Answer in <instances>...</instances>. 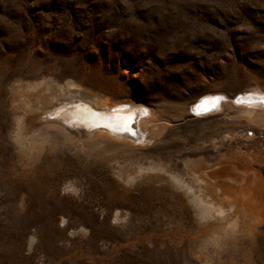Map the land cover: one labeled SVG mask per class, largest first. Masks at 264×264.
Wrapping results in <instances>:
<instances>
[{
  "label": "rangeland",
  "instance_id": "obj_1",
  "mask_svg": "<svg viewBox=\"0 0 264 264\" xmlns=\"http://www.w3.org/2000/svg\"><path fill=\"white\" fill-rule=\"evenodd\" d=\"M67 81L150 108L161 134L137 147L97 138L86 151L47 125L27 160L12 140L29 136L16 125L19 88ZM254 88L264 94V0H0V264H264V220L253 238L232 234L235 206L202 214L137 172L158 159L212 209L237 203L222 163L264 151V130L233 106ZM210 92L228 105L200 118L193 104ZM199 166L223 188L198 183ZM207 224L215 245L200 236Z\"/></svg>",
  "mask_w": 264,
  "mask_h": 264
},
{
  "label": "bare ground",
  "instance_id": "obj_2",
  "mask_svg": "<svg viewBox=\"0 0 264 264\" xmlns=\"http://www.w3.org/2000/svg\"><path fill=\"white\" fill-rule=\"evenodd\" d=\"M256 90L257 88H254L249 90V93L240 95L234 102V105L233 103L232 105L237 107L235 112L238 118L245 120L249 125H256L264 130V94L257 93ZM74 94H77L80 100L73 97ZM210 97H216V94L214 95L213 92H210L196 100L195 104H193L194 112L200 118L215 114L216 111H220L224 107V104H227V101L220 102L219 99L216 107L213 109H211L213 107L211 105L207 107L202 106L200 109L195 108L197 104H200L202 99ZM224 97L226 98V96ZM16 101L19 108L23 109L21 116L16 120V125H25L29 136H26L25 141L21 142L17 140L14 133L12 140L14 146L22 154V157L27 160L34 159L37 154L38 135H34L35 132L39 133L47 125L57 126L53 129L63 132L72 143L86 151H89L90 148L88 144L97 138L116 141L122 146L137 147L144 145L152 138L158 137L161 134V126L156 124V115L146 106L140 108L141 114L138 116L135 124L136 134L134 137L117 135L104 129L92 127V117L90 115L92 112L79 102H83L87 106H93L98 111L104 109L107 112H112L113 109H120L122 103H130V100L111 101L100 94L84 92L79 85L72 81H67L63 89H59L50 82L37 83L33 88L29 86L25 88L21 87L18 90ZM28 122H36L38 126H28ZM89 135L92 137H90L91 139H87ZM246 139L253 140L249 136H246ZM252 149L248 152L235 151L232 157L235 158L234 160L237 163H222L225 166H229L226 172L232 173L226 180L233 181L240 186H237L239 189L233 194H229L230 191L228 192L227 186L224 187L226 198H233V202L238 198V202L230 206L218 205L215 209H212L203 198H200L194 188L186 182L184 174L176 169H172L169 164L161 162L158 159L151 160L148 168H143V165L138 163L137 172L138 174L152 175L157 181L169 183L173 188L184 191L191 196L192 201L200 208L202 214L203 212L206 214L212 212L215 215H222L225 208L230 210L231 207L235 206L236 216L227 222L225 229H229L232 234L239 232L242 236L253 238L260 233L261 223L264 220V176H262L261 168L264 166V151L261 150V146L254 150ZM197 170V173H193L192 175L207 191L213 193L219 188H223L221 182L212 184L206 178L205 167L199 166ZM237 215H243L244 217H237ZM238 221H243L245 224L241 229L237 230L236 222ZM211 227H213L212 224L203 226L200 236L205 238L208 243L215 245L220 240L221 235L218 231L211 230ZM188 254L199 260L193 250H189ZM202 262L205 264L207 260H202Z\"/></svg>",
  "mask_w": 264,
  "mask_h": 264
},
{
  "label": "snow or ice",
  "instance_id": "obj_3",
  "mask_svg": "<svg viewBox=\"0 0 264 264\" xmlns=\"http://www.w3.org/2000/svg\"><path fill=\"white\" fill-rule=\"evenodd\" d=\"M219 99L221 98H204L201 100L200 104H197L195 106V108L200 109L202 106H214ZM132 112L133 109L127 108L123 113H119L115 109L112 110V114L90 113L92 117L91 125L92 127H104L110 131L128 132L129 134H131L129 130V121L131 120Z\"/></svg>",
  "mask_w": 264,
  "mask_h": 264
},
{
  "label": "water",
  "instance_id": "obj_4",
  "mask_svg": "<svg viewBox=\"0 0 264 264\" xmlns=\"http://www.w3.org/2000/svg\"><path fill=\"white\" fill-rule=\"evenodd\" d=\"M239 97V95L238 96H236L234 99H233V101H236L237 100V98ZM79 103H81L82 105H84L85 107H87V108H89V110L92 112V113H100V114H112V112H107L106 110H104V109H102V110H96V109H94V107L93 106H87L85 103H83V102H79ZM122 106L120 107V109L119 108H117V112H119V113H123L127 108H131V109H133V112L131 113V120L129 121V130H130V133L131 134H129L128 132H120V131H110V130H108L107 128H104V127H96V128H99V129H104V130H107V131H110V132H113V133H115V134H117V135H128L129 137H134L135 136V134H136V129H135V124H136V121H137V118H138V116L141 114V111H140V107L138 106V105H135V104H130V103H127V104H121ZM124 106V107H123ZM216 107V104L211 108V109H213V108H215ZM210 109V110H211ZM138 110V111H137ZM62 123V122H61ZM65 124V123H64Z\"/></svg>",
  "mask_w": 264,
  "mask_h": 264
}]
</instances>
